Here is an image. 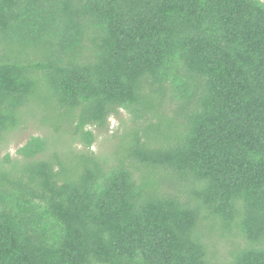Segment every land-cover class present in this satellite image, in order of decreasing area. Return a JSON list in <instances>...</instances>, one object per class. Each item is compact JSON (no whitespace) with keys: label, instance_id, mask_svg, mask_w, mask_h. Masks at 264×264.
Instances as JSON below:
<instances>
[{"label":"trees","instance_id":"trees-1","mask_svg":"<svg viewBox=\"0 0 264 264\" xmlns=\"http://www.w3.org/2000/svg\"><path fill=\"white\" fill-rule=\"evenodd\" d=\"M34 120L0 264H264L261 0H0V144Z\"/></svg>","mask_w":264,"mask_h":264},{"label":"rangeland","instance_id":"rangeland-1","mask_svg":"<svg viewBox=\"0 0 264 264\" xmlns=\"http://www.w3.org/2000/svg\"><path fill=\"white\" fill-rule=\"evenodd\" d=\"M261 1L264 2V0ZM130 127H131L130 113L125 110H120L117 116H113L107 121V125L103 131H99L94 128H89L96 135V140L91 150L94 152V154L98 156L108 155L111 150V147L114 146L119 141L118 137L126 130H129ZM59 135L60 134L55 133V130L54 132L51 131L49 126L42 127V125H40L37 120H34V123L31 122L28 123L26 125V128H21L20 130L14 132L8 138L6 143L2 142L0 144V160L4 157L5 153L7 152L10 153L11 155H14L15 151L19 147L24 145L31 136H39V137L47 138L48 141L51 143L55 141L56 138H60ZM58 148L61 147L58 146ZM70 150L71 151L82 150L84 152L86 151L81 145L80 146L75 145ZM222 256L224 255L221 250L219 254V258H221ZM212 261L216 262V259L214 258L212 259Z\"/></svg>","mask_w":264,"mask_h":264}]
</instances>
